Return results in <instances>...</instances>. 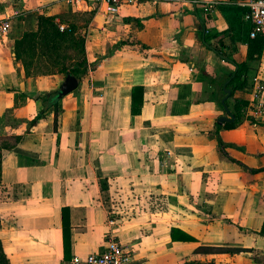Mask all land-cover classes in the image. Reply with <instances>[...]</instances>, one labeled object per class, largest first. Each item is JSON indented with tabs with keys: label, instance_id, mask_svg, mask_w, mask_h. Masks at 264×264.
<instances>
[{
	"label": "crops",
	"instance_id": "0c3cea01",
	"mask_svg": "<svg viewBox=\"0 0 264 264\" xmlns=\"http://www.w3.org/2000/svg\"><path fill=\"white\" fill-rule=\"evenodd\" d=\"M243 1L201 0L215 5L207 12L151 0L110 14L89 2L0 0V17H14L0 39V137L22 138L3 153L0 240L10 264H72L104 252L109 235L137 264H264V122L225 127L252 89L229 98V112L219 106L217 89L236 68L210 48L245 61L231 29L249 26ZM41 15H76L86 37L92 71L61 99L62 76L28 78L16 59V42ZM136 87L143 105L133 114ZM56 100L57 130L53 109L29 127ZM173 229L193 241L174 242Z\"/></svg>",
	"mask_w": 264,
	"mask_h": 264
},
{
	"label": "trees",
	"instance_id": "16d2710c",
	"mask_svg": "<svg viewBox=\"0 0 264 264\" xmlns=\"http://www.w3.org/2000/svg\"><path fill=\"white\" fill-rule=\"evenodd\" d=\"M243 12V9H241ZM245 12V11H244ZM245 14V13H244ZM243 14V15H244ZM72 17V16H71ZM70 17V19H71ZM75 20L71 21L65 17H47L41 15L38 17V29L35 32H27L24 34L22 39L18 40L15 44V54L16 59L23 63L26 76L39 77V76H52L60 75L65 80L69 75L82 80L88 74V61L86 57V37L81 33L80 27L78 25L77 16L74 15ZM59 20V21H57ZM64 25L66 28L61 31L60 26ZM232 30H236L237 34L235 42L238 41L241 44L247 46L246 59L243 62H238L231 56V54L224 52L217 46H210L221 55L225 60L231 62L236 70L230 74L223 81L222 85L217 89L218 94L222 95V98L218 99L217 103L219 106L222 105V99L226 97L223 89V85L229 82L227 88L232 91L230 99L234 97L236 92H249L252 89V83L254 79L253 65L259 63L263 56L264 51V38L258 37L254 40L250 39V27L239 23L238 27L231 26ZM230 30V32H233ZM212 39V35L205 38V43L209 44ZM224 48L225 45H222ZM73 50V55H68V52ZM70 59L71 63L67 64L66 61ZM212 83V82H211ZM54 94H47L42 96L47 100L50 96H55ZM139 99V110L135 107L138 104ZM48 101V100H47ZM143 105V88L136 87L133 90V108L132 113L138 114L141 111ZM245 107L246 103L241 100H236V105L234 109V115L236 120L230 124H225L228 129L238 128L246 119L245 117ZM53 109L51 113L55 115V130H57L59 115L62 112V107L59 100L52 102L51 106L43 110L30 124L29 127L35 126L41 119L46 117V113ZM221 129V126H217ZM21 137H0V200L1 192L3 188V153L14 149L21 142ZM221 146L223 143L219 140ZM103 185V190H106L105 184ZM2 228V219L0 214V230ZM64 245L65 251L68 252L69 249V229L68 225H64ZM178 230H172V239L174 242H189L193 241L191 237L183 232L180 237L176 236ZM213 249L200 248L197 253L206 254L213 252ZM221 253H240L241 250H218ZM0 264H10V259L5 253L4 246L0 240Z\"/></svg>",
	"mask_w": 264,
	"mask_h": 264
},
{
	"label": "built area",
	"instance_id": "2783aa9c",
	"mask_svg": "<svg viewBox=\"0 0 264 264\" xmlns=\"http://www.w3.org/2000/svg\"><path fill=\"white\" fill-rule=\"evenodd\" d=\"M151 0H64L68 6L81 8L85 3H91L99 7H106L110 14H117L124 7H132L145 4ZM178 3H189L195 7L201 5V0H175ZM240 6L246 9L244 21L250 26V39L258 37L264 38V0H246L240 3ZM201 7L209 12L216 9L213 4L204 3ZM15 17L19 13L14 14ZM14 17H0V39L7 37L12 30V19ZM61 25V31L65 30ZM264 57V51H263ZM92 71L88 67V73ZM251 99L245 107V117L249 121L264 122V78L261 73L257 74L252 83ZM165 204L155 203L158 211L162 212ZM114 223V222H113ZM72 264H137L133 258L132 252L124 247L118 239L109 235L106 241V249L99 254L89 255L85 258L75 257Z\"/></svg>",
	"mask_w": 264,
	"mask_h": 264
},
{
	"label": "water",
	"instance_id": "95a60500",
	"mask_svg": "<svg viewBox=\"0 0 264 264\" xmlns=\"http://www.w3.org/2000/svg\"><path fill=\"white\" fill-rule=\"evenodd\" d=\"M230 82V81H229ZM229 82L224 86V92L226 94V97L223 99L222 103L224 108L226 109L227 112H229V109L227 107V101L229 97L232 95V91L227 88ZM79 80L72 75H69L65 81L63 82L61 88H60V93L58 95V99H61L67 95H70L74 91H76L79 87ZM231 119H228L227 117H222L219 120V124L222 125L223 123L234 121L235 117L233 115H230Z\"/></svg>",
	"mask_w": 264,
	"mask_h": 264
},
{
	"label": "rangeland",
	"instance_id": "374dc122",
	"mask_svg": "<svg viewBox=\"0 0 264 264\" xmlns=\"http://www.w3.org/2000/svg\"><path fill=\"white\" fill-rule=\"evenodd\" d=\"M73 54H74L73 50H70V51L68 52V55H70V56L73 55ZM66 63H67V64L71 63L70 59H68V60L66 61ZM253 69H255V72H253L252 75H254L253 77H255V76L257 75V73L259 72V63H255V64L253 65Z\"/></svg>",
	"mask_w": 264,
	"mask_h": 264
}]
</instances>
